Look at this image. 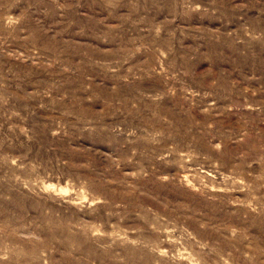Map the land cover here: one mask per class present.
Returning <instances> with one entry per match:
<instances>
[{
  "label": "rangeland",
  "instance_id": "1",
  "mask_svg": "<svg viewBox=\"0 0 264 264\" xmlns=\"http://www.w3.org/2000/svg\"><path fill=\"white\" fill-rule=\"evenodd\" d=\"M0 264H264V0H0Z\"/></svg>",
  "mask_w": 264,
  "mask_h": 264
}]
</instances>
